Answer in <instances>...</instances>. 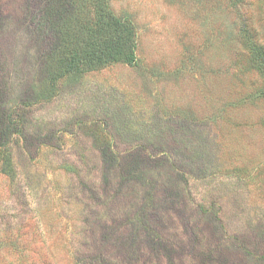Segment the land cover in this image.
<instances>
[{
	"label": "rangeland",
	"instance_id": "rangeland-1",
	"mask_svg": "<svg viewBox=\"0 0 264 264\" xmlns=\"http://www.w3.org/2000/svg\"><path fill=\"white\" fill-rule=\"evenodd\" d=\"M43 1L0 0V264H264L263 10L112 0L134 62L50 92Z\"/></svg>",
	"mask_w": 264,
	"mask_h": 264
},
{
	"label": "trees",
	"instance_id": "trees-1",
	"mask_svg": "<svg viewBox=\"0 0 264 264\" xmlns=\"http://www.w3.org/2000/svg\"><path fill=\"white\" fill-rule=\"evenodd\" d=\"M112 0H45L40 6L43 25L51 33L50 92L56 80L80 77L122 61L134 62V32L127 19L116 17L110 9ZM229 7H252L264 12V0H228ZM250 3V4H249ZM263 18V22L262 21ZM259 26L250 17H242L236 39L248 58L249 69L261 80L264 100V15ZM1 131L6 133L3 126ZM5 130V131H4ZM5 134L0 137L4 146Z\"/></svg>",
	"mask_w": 264,
	"mask_h": 264
}]
</instances>
